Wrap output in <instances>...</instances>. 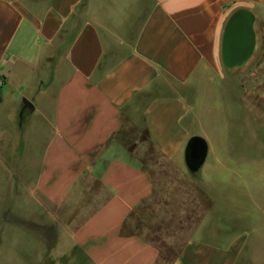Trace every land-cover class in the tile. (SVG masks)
Wrapping results in <instances>:
<instances>
[{
    "label": "crops",
    "instance_id": "obj_1",
    "mask_svg": "<svg viewBox=\"0 0 264 264\" xmlns=\"http://www.w3.org/2000/svg\"><path fill=\"white\" fill-rule=\"evenodd\" d=\"M242 10L255 19L253 58L264 0H0V107L10 105L0 118H17L0 126V165L52 202L98 182L107 196L70 236L86 264L159 260L153 244L122 234L156 191L117 140L125 130L147 132L176 166L192 137L208 144L197 177L210 208L173 264H264V75L227 93L236 68L222 61ZM239 123L253 142H235ZM248 144L257 153H238Z\"/></svg>",
    "mask_w": 264,
    "mask_h": 264
},
{
    "label": "rangeland",
    "instance_id": "obj_2",
    "mask_svg": "<svg viewBox=\"0 0 264 264\" xmlns=\"http://www.w3.org/2000/svg\"><path fill=\"white\" fill-rule=\"evenodd\" d=\"M257 30L259 49L247 64L234 70L233 91L229 85L227 93L243 94L244 82L253 84L264 75L263 20L257 21ZM15 83H20L18 78ZM7 104L0 107V112L10 110ZM1 118V127L5 128L6 122L17 126V118ZM247 128V124H236V143L253 142ZM117 140L133 152L130 160L143 167L156 185L154 196L131 215L129 232L159 250L157 264H173L210 208V200L197 177L199 172L192 173L186 165L176 166L162 157L148 144L146 133L125 130ZM238 153L251 157L257 151L248 144ZM11 169V174L5 173V167L0 165V264H86L70 236L107 193L87 177L78 183L80 190L75 197L62 203L52 202L32 194L28 188L32 183H24L18 167Z\"/></svg>",
    "mask_w": 264,
    "mask_h": 264
},
{
    "label": "water",
    "instance_id": "obj_3",
    "mask_svg": "<svg viewBox=\"0 0 264 264\" xmlns=\"http://www.w3.org/2000/svg\"><path fill=\"white\" fill-rule=\"evenodd\" d=\"M255 19L252 13L242 10L228 21L222 41V61L227 69L244 66L256 49ZM24 107L32 103L25 100ZM208 157V144L202 137H192L185 150V163L192 173H197Z\"/></svg>",
    "mask_w": 264,
    "mask_h": 264
},
{
    "label": "trees",
    "instance_id": "obj_4",
    "mask_svg": "<svg viewBox=\"0 0 264 264\" xmlns=\"http://www.w3.org/2000/svg\"><path fill=\"white\" fill-rule=\"evenodd\" d=\"M146 137H147V141H148V133L147 132H146ZM128 221L126 222V224L123 227V230H122L123 236H136L135 234L129 232Z\"/></svg>",
    "mask_w": 264,
    "mask_h": 264
}]
</instances>
